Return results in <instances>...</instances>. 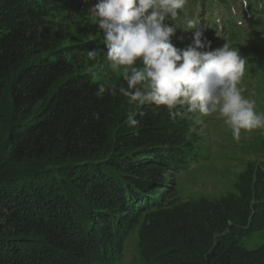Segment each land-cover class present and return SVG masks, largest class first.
Listing matches in <instances>:
<instances>
[{"label":"trees","instance_id":"16d2710c","mask_svg":"<svg viewBox=\"0 0 264 264\" xmlns=\"http://www.w3.org/2000/svg\"><path fill=\"white\" fill-rule=\"evenodd\" d=\"M239 1L215 0L229 11L220 40L239 37L236 17L264 19V0ZM67 3L0 0V264H117L134 235L144 264H264V165L220 198L182 199L174 173L208 157L190 124L119 95L122 75L102 51L88 59L100 41L77 36ZM206 3L182 15L202 16L208 39ZM100 83L117 94L98 98Z\"/></svg>","mask_w":264,"mask_h":264},{"label":"clouds","instance_id":"9594fccd","mask_svg":"<svg viewBox=\"0 0 264 264\" xmlns=\"http://www.w3.org/2000/svg\"><path fill=\"white\" fill-rule=\"evenodd\" d=\"M188 0H96L89 9L106 49L88 51L95 60L102 51L113 73L122 75L119 95L138 107L163 106L173 119L183 109L200 116L222 119L239 141L242 131L264 130V112L256 100L243 95L241 87L246 60L238 49L224 44L204 51L210 43L197 21L186 18ZM247 0H245L246 6ZM241 27H247L241 22ZM177 29L192 33V42L178 48L172 43ZM116 95L115 84L100 83L95 95ZM129 112L127 124L139 122Z\"/></svg>","mask_w":264,"mask_h":264},{"label":"rangeland","instance_id":"374dc122","mask_svg":"<svg viewBox=\"0 0 264 264\" xmlns=\"http://www.w3.org/2000/svg\"><path fill=\"white\" fill-rule=\"evenodd\" d=\"M206 2L205 6L210 11L204 12V21H207L211 15L216 21L227 16L228 6H216L215 0H206ZM95 3L96 0H68V16L73 21L77 36H83L88 40L98 39L99 49L104 51L106 49L102 45L103 34L89 13V9ZM236 9L243 11L246 6H240L238 3ZM201 17L199 16L198 20ZM222 34L216 33L212 36L211 33L212 37L208 38L209 40L206 38L210 47L205 48L204 51L220 48L224 44L238 49L242 58L246 60L245 75L240 85L245 89L243 95L255 99L257 112H264V19L259 23L255 20L254 24L243 27L238 33L239 37L233 42H229L226 38L220 40ZM251 35H255L256 38ZM171 39L176 47L184 48L192 42V35L183 29H177ZM180 119L190 124L197 137V145L208 155L205 160L192 162L186 168L174 173L176 187L182 199L220 198L235 191L236 185L241 180V174L250 164L261 167L264 165V130L257 129L250 134L242 131L241 139L237 141L233 139L231 131L224 125L223 120L218 119L215 114L203 117L184 109L183 117ZM138 240L137 235L125 240L117 264H144L140 258ZM257 241H252L249 248L260 246L261 242Z\"/></svg>","mask_w":264,"mask_h":264}]
</instances>
